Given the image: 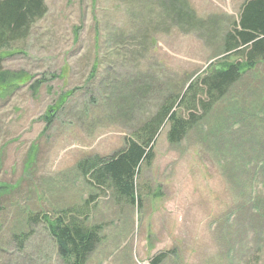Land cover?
<instances>
[{"label": "rangeland", "instance_id": "rangeland-1", "mask_svg": "<svg viewBox=\"0 0 264 264\" xmlns=\"http://www.w3.org/2000/svg\"><path fill=\"white\" fill-rule=\"evenodd\" d=\"M171 1L46 0L47 14L4 54L1 70L23 76L0 83V264H62L45 223L28 215L76 209L90 195L103 228L87 264H151L161 253L160 264H264V60L211 110L199 107L180 143L161 126L138 178L141 209L77 169L123 148L167 97L218 64L247 0H180L195 12L189 22Z\"/></svg>", "mask_w": 264, "mask_h": 264}, {"label": "trees", "instance_id": "trees-1", "mask_svg": "<svg viewBox=\"0 0 264 264\" xmlns=\"http://www.w3.org/2000/svg\"><path fill=\"white\" fill-rule=\"evenodd\" d=\"M171 2L173 6L170 9L179 8L180 19L196 17L186 3L182 4L180 0ZM47 12L46 0H0V83L15 81L23 76L1 70L4 54L25 40ZM224 53L222 60L205 76L191 82L183 94L172 93L167 97L156 113L126 137L123 148L111 156L95 154L79 160L77 169L84 180L96 189H112L116 197L141 209L143 196L138 178L143 168L153 163L155 139L161 126L169 122L168 140L173 144L180 143L200 120L199 107L204 112L211 110L246 70L264 60V0H247L243 4L239 21H235L234 29L225 38ZM58 76L56 73L51 75L53 78ZM41 84L39 80L31 88L36 91ZM66 98L62 95L60 104ZM183 108L189 111L187 117L183 116ZM56 111L55 107L48 111V124H51ZM94 197L90 195L76 209L67 207L53 213L41 211L28 215L30 224L45 223L57 243L62 264H87L101 242L103 226L92 223L90 219V203ZM27 238L28 235L24 233L16 237L21 244ZM164 257L165 253L155 256L151 264H160Z\"/></svg>", "mask_w": 264, "mask_h": 264}]
</instances>
